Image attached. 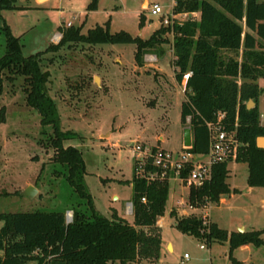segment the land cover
<instances>
[{
  "label": "rangeland",
  "instance_id": "374dc122",
  "mask_svg": "<svg viewBox=\"0 0 264 264\" xmlns=\"http://www.w3.org/2000/svg\"><path fill=\"white\" fill-rule=\"evenodd\" d=\"M92 1L18 0L20 8L6 9L0 18V57L5 53L6 22L20 37L25 56L41 52L48 93L57 105L62 130L75 134L66 144L83 152L85 181L95 207L107 217L116 212L133 223L132 180L139 177L134 148L144 145L154 151H179L185 146L183 130L190 126V117L187 123L181 122L186 79L178 83L173 73V34H168V43L145 55L148 64L144 58V69L138 71L135 66L143 65L135 59V43L71 42L58 50L46 49L60 43L63 35L58 39L56 35L71 25H83L82 33H87L109 22L112 32L126 30L147 39L162 24L199 20V13L173 16L172 0H97V9H89ZM154 4L162 7V14L151 13ZM153 62L162 71L150 64ZM258 82L262 89L258 110L262 114L264 78ZM0 87V109L6 107L5 120H0V212L70 208L78 197L66 180L54 173V149L47 140L52 127L43 125L39 111L27 104L24 77L0 68ZM261 119L264 124V117ZM236 158L237 154L228 161L231 192L221 197L226 199L222 203L220 199L191 207L190 188L174 177L167 179L170 190L163 225V216L157 222L163 244L160 257L126 264H232L227 241L209 245L176 227L177 219L188 215L201 216L206 223L215 222L227 230L259 229L264 240V186H250L248 165ZM29 186L37 189L33 196L23 193ZM66 215L72 219L73 211L67 209ZM232 255L242 262L262 263L264 244L236 247Z\"/></svg>",
  "mask_w": 264,
  "mask_h": 264
},
{
  "label": "trees",
  "instance_id": "16d2710c",
  "mask_svg": "<svg viewBox=\"0 0 264 264\" xmlns=\"http://www.w3.org/2000/svg\"><path fill=\"white\" fill-rule=\"evenodd\" d=\"M18 0H0V18L6 9H19ZM174 14L199 12V20L162 24L144 39L126 30L112 32L110 24L96 25L87 33L81 26L63 30L60 43L46 51L58 50L71 42L89 44L135 43V59L139 65L150 50L170 41L173 34L175 79L182 83L185 74V96L181 105V122L190 117L193 143L191 150L206 153L209 149L207 122L222 124L237 139V158L248 165L250 186H264V148L256 140L264 136V124L258 110L261 94L259 78H264V2L258 0H175ZM97 0L89 9H97ZM5 53L0 68L21 74L27 104L39 111L43 125H50L48 145L54 149V173L73 188L78 201L71 205L73 218L66 211L33 210L0 212V264H126L140 258L156 261L160 257L162 237L157 225L165 213L170 184L165 180L148 181L134 176L132 180V214L134 222L116 212L107 217L97 210L85 181L86 163L82 150L67 140L75 137L63 131L57 105L49 95L48 73L41 67V52L25 56L20 37L4 22ZM240 57L241 59H239ZM1 94V87H0ZM250 100L254 106L248 108ZM6 107L0 109L5 120ZM213 166L212 179L201 187H190L189 204L199 206L220 202L231 192L227 181L228 161ZM186 173H184L185 175ZM146 198V201H143ZM176 227L184 233L203 239L229 243L232 264H244L232 252L236 247L264 244L262 230L232 231L217 223H206L197 215L180 217Z\"/></svg>",
  "mask_w": 264,
  "mask_h": 264
},
{
  "label": "built area",
  "instance_id": "2783aa9c",
  "mask_svg": "<svg viewBox=\"0 0 264 264\" xmlns=\"http://www.w3.org/2000/svg\"><path fill=\"white\" fill-rule=\"evenodd\" d=\"M175 3L173 0V6ZM151 13L159 15L163 13V9L159 4H154L151 7ZM183 14L187 15L188 13ZM172 15L176 14L172 11ZM167 22L169 24L168 20ZM60 35L62 34H57L56 38L58 39ZM189 75L191 72L185 74V79ZM224 115L221 112L218 114L217 122H207L209 149L206 153H195L191 150L192 146H184L183 149L175 152L166 149L154 151L149 146L137 145L133 150V155L139 162L137 169L139 177L146 178L148 181L167 180L174 177L189 188L191 186L198 188L210 181L213 175V166L218 162L235 157L237 153L238 143L235 134L225 130L222 124ZM184 173L186 174L184 175ZM143 201H146V198H143ZM190 206L193 207V205ZM70 216L68 215V221L72 220Z\"/></svg>",
  "mask_w": 264,
  "mask_h": 264
},
{
  "label": "water",
  "instance_id": "95a60500",
  "mask_svg": "<svg viewBox=\"0 0 264 264\" xmlns=\"http://www.w3.org/2000/svg\"><path fill=\"white\" fill-rule=\"evenodd\" d=\"M254 106V101L250 100L248 103V108H252ZM183 136H184V145L187 147L192 146L193 138H192V130L190 126H187L183 130ZM257 146L264 148V136H259L256 140ZM37 192V189L33 186H29L23 191L24 194L33 196ZM132 204V202H131ZM239 232H243L244 228H240L238 230Z\"/></svg>",
  "mask_w": 264,
  "mask_h": 264
},
{
  "label": "crops",
  "instance_id": "0c3cea01",
  "mask_svg": "<svg viewBox=\"0 0 264 264\" xmlns=\"http://www.w3.org/2000/svg\"><path fill=\"white\" fill-rule=\"evenodd\" d=\"M37 1V0H36ZM173 1V0H172ZM199 13V12H198ZM199 16H200V13H199ZM156 60V62H158V58H156L155 59ZM145 62H146V65L148 64V62H147V59L145 58ZM156 62H153V63H150V64H154V65H156L157 67H158V64H156ZM135 70H142V69H144V65L143 66H135V68H134ZM157 69H159L160 71H162V69H161V67H158ZM174 69H175V67H173V73H174V76H175V72H174ZM182 102H183V100H182ZM182 102H181V105H182ZM264 113V112H263ZM262 113V114H263ZM262 114H261V118L262 117H264V116H262ZM261 122H262V119H261ZM180 181V180H179ZM222 201H226V199L223 197V198H221V203H222ZM130 203V202H129ZM164 217L165 216H163V218H162V224L161 225H163V220H164ZM127 219V218H126ZM128 220V219H127ZM212 220V219H211ZM244 228V227H243ZM244 230H245V228H244ZM229 232H232V231H235V230H228ZM170 246H171V243H168V247H169V249H170ZM243 246H246V245H243ZM163 248V244H162V247H161V249ZM243 263L244 264H264V262H262V263H260L259 261H257V260H249V261H243Z\"/></svg>",
  "mask_w": 264,
  "mask_h": 264
}]
</instances>
